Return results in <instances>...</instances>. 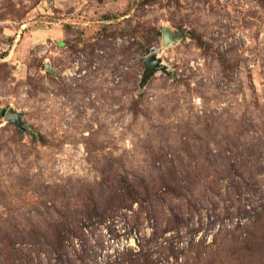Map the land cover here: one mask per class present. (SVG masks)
Returning a JSON list of instances; mask_svg holds the SVG:
<instances>
[{
    "label": "rangeland",
    "instance_id": "rangeland-1",
    "mask_svg": "<svg viewBox=\"0 0 264 264\" xmlns=\"http://www.w3.org/2000/svg\"><path fill=\"white\" fill-rule=\"evenodd\" d=\"M0 264H264V0H0Z\"/></svg>",
    "mask_w": 264,
    "mask_h": 264
},
{
    "label": "water",
    "instance_id": "water-1",
    "mask_svg": "<svg viewBox=\"0 0 264 264\" xmlns=\"http://www.w3.org/2000/svg\"><path fill=\"white\" fill-rule=\"evenodd\" d=\"M163 40L166 45L169 43H176V39L174 38L173 33L168 30L164 31ZM159 53V50H154L147 58L143 60L145 66V81L152 78L157 72H166L165 65H163L162 61L159 59ZM6 120L9 122L18 123L19 115L11 109L6 115Z\"/></svg>",
    "mask_w": 264,
    "mask_h": 264
},
{
    "label": "trees",
    "instance_id": "trees-1",
    "mask_svg": "<svg viewBox=\"0 0 264 264\" xmlns=\"http://www.w3.org/2000/svg\"><path fill=\"white\" fill-rule=\"evenodd\" d=\"M63 235H64V232H62V231H58V232H56V238H57L58 240H60V241L63 240Z\"/></svg>",
    "mask_w": 264,
    "mask_h": 264
}]
</instances>
